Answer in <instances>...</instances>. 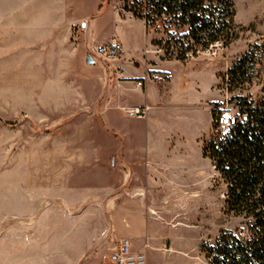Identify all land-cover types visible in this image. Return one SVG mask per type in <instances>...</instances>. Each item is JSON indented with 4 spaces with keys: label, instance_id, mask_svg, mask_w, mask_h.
<instances>
[{
    "label": "rangeland",
    "instance_id": "obj_1",
    "mask_svg": "<svg viewBox=\"0 0 264 264\" xmlns=\"http://www.w3.org/2000/svg\"><path fill=\"white\" fill-rule=\"evenodd\" d=\"M257 1L260 6L259 0H235L239 28L231 45L214 44L186 61L166 58L165 50L153 44L167 38L164 31L123 23L127 39L142 46L151 41L149 50L161 52L176 78H181L183 66L192 82L210 80L217 72L211 90L202 86L196 96L200 102H190L195 97L191 92L167 85L161 92L164 109L186 104L202 110L201 129L206 131L214 109L240 118L238 101H230L235 96L255 102L264 97L263 15L241 23ZM131 2L57 0L56 25L33 28L21 25L29 19L28 8L20 15L22 5L32 8L33 1L0 0V264H112L110 254L120 238L115 206L123 197L136 196L138 188L151 190L147 200L156 212L151 217L155 226L149 225L152 247L176 250L157 262L208 264L202 243L244 224L242 217L226 213L227 184L202 157L205 142L215 133L214 117L209 133L187 135L183 153L193 167L201 161L198 172L188 173L191 167L173 177L169 168L162 180L148 176L147 161L138 158L143 146L129 132L143 133L153 122L127 121L143 118L129 112L142 99L135 94L140 85L120 89L116 60L93 57L95 63L88 62L90 46L110 35L114 18L131 14L124 9ZM99 12L91 40L87 24ZM245 55L247 72L230 85L228 71ZM169 76L167 71L160 77ZM175 145L162 147L163 152L171 149L170 165ZM134 213L130 220L138 222Z\"/></svg>",
    "mask_w": 264,
    "mask_h": 264
},
{
    "label": "trees",
    "instance_id": "obj_2",
    "mask_svg": "<svg viewBox=\"0 0 264 264\" xmlns=\"http://www.w3.org/2000/svg\"><path fill=\"white\" fill-rule=\"evenodd\" d=\"M124 9L148 28L166 33V39L153 44L168 59L186 61L214 44L228 47L238 37L235 0H132ZM247 58L242 56L229 69L230 85L246 74ZM233 99L240 118L228 131L213 133L203 156L227 184L226 213L245 222L222 230L214 242H203L201 253L208 264H264V97L257 102L243 95ZM221 115L213 110L215 130Z\"/></svg>",
    "mask_w": 264,
    "mask_h": 264
},
{
    "label": "crops",
    "instance_id": "obj_3",
    "mask_svg": "<svg viewBox=\"0 0 264 264\" xmlns=\"http://www.w3.org/2000/svg\"><path fill=\"white\" fill-rule=\"evenodd\" d=\"M23 1L26 2L27 0ZM28 1H33L34 4L32 8L30 3L27 6L25 3L22 5L23 8L20 10V15H26L24 10L28 8L26 16H28L27 18L29 19L28 21L23 19L21 25H24L26 27L30 26L33 28H41L43 24L45 26H47L48 24H50L48 26H51L52 23L56 25L58 16V9L56 7L57 0ZM252 1L254 2V0ZM259 1L260 6L258 5L257 1L255 10V3H251L247 12L248 16L245 20H241V23H253L254 21H256L257 14H262L264 20V0ZM53 3L54 7H52ZM47 4H49V7H46ZM43 5H46L45 8H43ZM99 15L100 12L94 19L91 20L90 23L87 24V27L90 30L89 38L91 40L95 39L96 36V32L94 31V24L96 23V20L98 19L97 17ZM126 15V19H122V17L118 19L114 18L113 31L107 38L98 40V43H108L113 39H117L122 43L123 51L119 58L116 59V63L121 70V74L119 75V87L120 89H127L130 86L135 87V85L133 84L134 82H137L140 86L135 87V94L139 93L142 99L138 102L135 100V103L131 105L129 110H145V107H149V109L145 111V113L141 116L143 117L141 118V120L127 119V121H130L132 123L144 121L146 125L153 122L152 127L147 125V130L143 133H141L140 130L136 133L129 132V136H131V138L135 137L136 141L143 146L142 149L138 150V158L141 163L144 160L147 161L146 173L148 174V176L158 177L159 179L161 178V180L168 176L169 168L172 169L171 175H173V177H180L181 173L188 172L191 167V169L193 170L189 171L188 173H196L200 170L201 161L199 160V162L193 167L192 164L188 163L190 159L183 153V149L184 146L189 143V138L187 136L188 134L195 132V136L197 138L198 134L204 135L206 133H209L212 128L213 122L212 111L210 114L209 129H206L205 131L201 129L202 110L200 111L194 106H187L186 104H183L181 106L175 105L173 106L172 110L167 111L160 104L162 100L161 92L166 88L167 85H169L170 90L173 89L177 92L180 89L191 92V95H195V97H192L193 100H190V102H200L202 99L196 98V96H200L202 86H205L206 88H209L211 90V87H213V85L216 83L217 72L214 71L213 78H210V80H202L201 83L195 81L192 82L191 80H187V78L185 77L184 74L186 70L183 66L182 70L184 72L182 71L183 73L181 78H176V75L168 70L167 64L165 63L169 61L162 59L161 52L156 50L155 52L149 50L147 46H153L151 44V41L148 43L146 42L147 44L145 46H142V44L139 43V40L135 41V39L134 43H131L127 39L123 26L124 22L132 21L138 24H142L146 29L147 26L144 20L136 18L132 13ZM260 25V27H262L263 29L264 26L262 24ZM167 71L170 73V78L164 80L160 76L163 72ZM196 92H198V95L196 94ZM210 100H212V96ZM127 139L128 136L126 138V141ZM172 142L176 144V147L174 151L172 150V165H170L169 154H171V149L168 148L169 151L165 150L163 152L162 147L169 146V144ZM157 146H160V148H158ZM202 157L205 159L204 156ZM119 158L120 161L124 162L125 155H122V150ZM130 172L132 174V171ZM135 191H137L136 196L123 197L121 204L119 206H115L114 219L119 226L117 230V235L120 237L119 239L123 237L129 238L136 249H141L142 245H144L143 243L146 242L147 239H153L151 237L153 235L150 234L154 233H151L149 231V225L155 226L156 220L154 224V220L151 221V217L155 218L156 212L154 211L152 205L149 203V200H147L148 194L151 190L149 188H138ZM122 193L125 194L126 192ZM135 200L137 203H134ZM134 212L138 213L136 215L138 217V222L130 220L133 218L131 216L135 215ZM135 242H138L140 245L136 247ZM150 246L151 248L147 251V264H166L164 263V261L157 262L156 260H163L165 256H167V253H170L171 251L174 253L176 252V250L174 249L167 250L168 252L156 251L154 250L155 248L152 247L151 242Z\"/></svg>",
    "mask_w": 264,
    "mask_h": 264
},
{
    "label": "built area",
    "instance_id": "obj_4",
    "mask_svg": "<svg viewBox=\"0 0 264 264\" xmlns=\"http://www.w3.org/2000/svg\"><path fill=\"white\" fill-rule=\"evenodd\" d=\"M122 51V43L117 39H113L108 43H97L90 46V54L96 59L116 60ZM148 109L149 107H145V110L135 109L131 110L130 113L142 116ZM217 122L218 127L215 132H226L236 124V118H227L221 115ZM150 248L149 239L146 240L141 249H136L129 238L123 237L119 239L110 254V260L112 264H147V251Z\"/></svg>",
    "mask_w": 264,
    "mask_h": 264
},
{
    "label": "water",
    "instance_id": "obj_5",
    "mask_svg": "<svg viewBox=\"0 0 264 264\" xmlns=\"http://www.w3.org/2000/svg\"><path fill=\"white\" fill-rule=\"evenodd\" d=\"M88 62L93 64L95 63V60L92 56H88Z\"/></svg>",
    "mask_w": 264,
    "mask_h": 264
}]
</instances>
